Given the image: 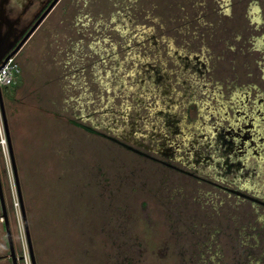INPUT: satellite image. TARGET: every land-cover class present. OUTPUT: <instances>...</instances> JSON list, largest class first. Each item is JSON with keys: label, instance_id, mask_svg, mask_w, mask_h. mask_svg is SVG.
Returning <instances> with one entry per match:
<instances>
[{"label": "rangeland", "instance_id": "1", "mask_svg": "<svg viewBox=\"0 0 264 264\" xmlns=\"http://www.w3.org/2000/svg\"><path fill=\"white\" fill-rule=\"evenodd\" d=\"M18 60L0 175L19 264H264V0H62ZM155 85L181 118L213 89L203 127L241 138L225 177L134 136Z\"/></svg>", "mask_w": 264, "mask_h": 264}, {"label": "trees", "instance_id": "2", "mask_svg": "<svg viewBox=\"0 0 264 264\" xmlns=\"http://www.w3.org/2000/svg\"><path fill=\"white\" fill-rule=\"evenodd\" d=\"M183 59H186L185 63L188 68L191 67L193 70L200 72V68L197 67L198 63L193 57L184 56ZM149 68H152V66L149 65ZM142 78L140 80L143 81ZM19 81L20 79L15 85L4 89H16L19 86ZM204 86L202 85V88ZM156 87L155 85V87L150 88L152 89L150 96L154 94L153 98L155 100L153 99L146 106L149 112L148 115L153 120L142 126L134 124L132 128L134 136L148 137L152 146H147L145 150L167 160L169 163L181 165L187 170H201L204 166L210 165V169H214L216 172L214 174L218 175L219 173L225 177L228 173L223 168H229L231 163H235V161L237 163L238 158H240L236 146L241 138L238 134L232 133L229 127L221 125L219 122L216 123L217 121H211V126L207 128L208 120H212L218 113L215 106H212L209 102L211 94H214L213 89L206 90L204 95H207L208 99H195L188 104V108L183 106L186 108V113L185 117L181 118L177 113V108L167 104L159 94V90L155 89ZM189 108L197 111V121L190 120ZM188 121L190 122L188 123ZM204 124L207 127H203ZM89 130L94 129L90 128ZM116 130L117 128L110 127L108 131L116 133ZM250 132L248 130V134ZM218 163L223 165H218ZM144 206L147 207V204ZM251 230L253 232L252 236L257 238L259 236V233L256 232L257 229L253 227Z\"/></svg>", "mask_w": 264, "mask_h": 264}, {"label": "flooded vegetation", "instance_id": "3", "mask_svg": "<svg viewBox=\"0 0 264 264\" xmlns=\"http://www.w3.org/2000/svg\"><path fill=\"white\" fill-rule=\"evenodd\" d=\"M54 0H0V49L11 51L20 47L15 55L17 58L23 55V52L29 42L34 37L37 30L53 12L48 14L38 29L25 40L31 28L37 20L48 9ZM193 59L197 57L193 56Z\"/></svg>", "mask_w": 264, "mask_h": 264}, {"label": "water", "instance_id": "4", "mask_svg": "<svg viewBox=\"0 0 264 264\" xmlns=\"http://www.w3.org/2000/svg\"><path fill=\"white\" fill-rule=\"evenodd\" d=\"M58 1L59 0H54L53 1V3L48 7V9L42 14V16L35 23V25L31 28V30L27 34L25 40L28 39V37H30L38 29V27L42 24V22L45 20V18L48 16V14L56 6ZM19 49H20V47L15 49V50H13V51H11V49L6 50V51L0 49V69L2 68V66H4L6 64V62L11 57H13V56H15L17 54ZM1 64H2V66H1ZM0 101H1V109H2L4 128H5V131L7 133V137L9 138V129H8V123H7V116H6V110H5V105H4V101H3L1 87H0ZM0 202H1V205H2V209H3L2 217H3V220L5 222V228H6V232H7V236H8V243H9V247H10V258L12 259L13 264H19L18 263L19 257L17 255L16 249H15L14 237H13V233H12V230H11L9 214L7 212V208H6V204H5V196H4V192H3L2 184H1V175H0ZM34 264H35V261H34Z\"/></svg>", "mask_w": 264, "mask_h": 264}, {"label": "built area", "instance_id": "5", "mask_svg": "<svg viewBox=\"0 0 264 264\" xmlns=\"http://www.w3.org/2000/svg\"><path fill=\"white\" fill-rule=\"evenodd\" d=\"M2 66V64H1ZM22 66L16 56L11 57L4 66L0 69V87L4 88L15 85L22 75ZM5 128L3 123L1 101H0V146L5 147ZM29 264V263H25Z\"/></svg>", "mask_w": 264, "mask_h": 264}, {"label": "crops", "instance_id": "6", "mask_svg": "<svg viewBox=\"0 0 264 264\" xmlns=\"http://www.w3.org/2000/svg\"><path fill=\"white\" fill-rule=\"evenodd\" d=\"M8 93V90H5ZM0 211H2L0 207ZM3 213V211L1 212ZM0 213V264H13L12 259L10 258V247L8 243V236L5 228V222ZM16 250L18 252V247L16 245Z\"/></svg>", "mask_w": 264, "mask_h": 264}]
</instances>
